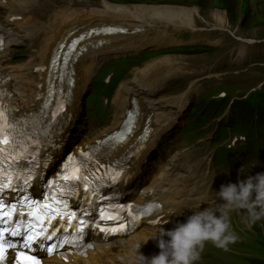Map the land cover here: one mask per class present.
<instances>
[{
	"label": "bare ground",
	"instance_id": "1",
	"mask_svg": "<svg viewBox=\"0 0 264 264\" xmlns=\"http://www.w3.org/2000/svg\"><path fill=\"white\" fill-rule=\"evenodd\" d=\"M6 1L9 10L19 15L20 13L24 14L26 8L33 2V0ZM46 1L52 5H56L58 2V0ZM112 1L114 3H109L104 0L100 6L102 7L100 10H73L71 7L66 8V11L52 15L46 23L41 22V24H46L45 26L39 25L38 23L40 21H36L32 17H21L22 19L19 22L13 24L8 23L6 19L5 26H0V33H3L7 37L3 49L0 51V70L2 69L6 74V78L9 80L8 89L12 94V102L21 112L36 111L39 108L41 102L37 101L38 80L41 77L43 80L42 83L44 84L47 74L45 71L44 73L40 72L38 75L32 76V74H29V69L33 71L37 67L46 66L53 47L58 41L63 40L69 31H81L83 29H85L84 31H88L103 23H112V25L125 29V34L123 35H102L101 32H98L99 36L93 37L90 40H84L83 45L87 48L86 53L79 57L77 62L70 67V70L74 72L73 78L75 84L72 90L73 97L69 103L68 112L73 115V118L78 116V103L81 95L86 90L87 85H89L100 63L121 55H130L146 47L169 48L182 45L181 41L174 39L176 35L182 33L198 35L200 33V29H197L196 22H194V18L197 14L196 8L167 4L161 6L139 3L126 4L125 1ZM60 2L66 3L67 0H60ZM147 2L148 0H146V3ZM216 16L220 21H223V17H221L220 13H217ZM215 24L217 25V23ZM217 27L224 28V26L221 25H217ZM221 28H216L214 31L220 30ZM26 37L40 42L35 59H40L41 64L38 66L32 63V67L24 64L9 67L3 64L7 61L10 47L17 45L19 41L22 42V39ZM98 40L103 42V44L100 47L93 48L92 43ZM196 41L197 40H192L190 43L192 44ZM246 53L247 51L241 48L238 51V59H243ZM160 59L161 58L151 61L153 63L137 71L130 83L123 81L119 84L115 97L113 98V103L116 107V116L113 118L112 123L97 135L96 138L110 133L119 126L124 119V111L131 107L132 99L137 101L138 120L135 122L136 127L130 137V143H134L136 137L141 134L143 127L142 123L146 119H148L147 124L150 131L152 130V134L150 135L149 133L150 137L146 142V147L153 146V142L156 144L157 139L164 135L165 132L170 131L171 135L176 132L174 131V124L183 116L184 108L185 111L188 110V107H186L187 101H184L185 94H181L175 98L155 100L154 96L160 89L161 81L156 80L150 83L147 82L146 78L151 73L158 72L159 69L166 73L167 76L165 78L170 77L171 73L168 67L160 64ZM235 124L238 125L239 122ZM239 126L245 127V125ZM242 135L249 137L250 133L246 131L242 132ZM169 138L171 137L165 140L168 141ZM171 139H173V137ZM163 145L165 144H160L159 146ZM147 151H149V149ZM62 152L63 149H60L56 153V157H61ZM155 157L159 161L162 159L161 150L155 154ZM144 159L145 155L141 159L133 156L129 164L135 166L139 162L138 166H140ZM134 170H136V168ZM157 172H159V175L164 174L165 178V169H157ZM133 176L137 177V179L128 182V192H126L125 196L130 201L137 200L139 202L145 196V193L139 192L141 186L137 182L139 178H141L140 175ZM168 178L171 177L169 176ZM143 179L144 178L141 180ZM189 201L191 200H188V202ZM198 201H202L201 197ZM168 204L170 205L171 212L178 211V208L173 202H168ZM151 235H153V232L135 236L133 245L124 251H121L124 247V240L116 242L118 245L117 248H113L110 245L108 252L112 254L102 258L101 264H116L113 263V260H116L117 256L119 257V264H134L137 261V256L132 253V250L136 245H142L140 251H151V256H149V258L159 254L160 249L153 244L154 242L152 240H148ZM96 259L100 261V259Z\"/></svg>",
	"mask_w": 264,
	"mask_h": 264
},
{
	"label": "rangeland",
	"instance_id": "2",
	"mask_svg": "<svg viewBox=\"0 0 264 264\" xmlns=\"http://www.w3.org/2000/svg\"><path fill=\"white\" fill-rule=\"evenodd\" d=\"M136 1H139L138 3H141V1L146 0ZM162 1H164L165 4L171 3L172 5H176L182 3L183 5H185L184 7L196 8L197 14L194 18V22H196L197 29H200V33L198 34V39H200L199 41H214V43L217 44L216 46L210 47L211 49L207 52H200L202 49L196 47L189 49V53L163 55L165 57L160 56V64L168 67V70L171 73L170 77H172L173 75L182 74L183 71H186V73L190 75L185 76L184 79L190 76H193L195 80L200 79L196 83V85H198L197 87L200 88L192 92V95L194 97L203 99L202 97L204 96L206 91L204 92V89L202 88L203 86L201 87V85H204L206 80L201 79H206L208 77L222 79L224 81V84H227V86L231 89L238 87V89L233 91L234 95H239L243 91H248L251 86H257L259 83H262L264 81V0H148V2L144 5L161 6L163 5L160 4ZM69 3L71 2H67L65 4L59 3L58 6H54L55 8L52 7V12L55 13V11H57L56 9L58 8L59 11L61 8H69L70 6H72V4ZM101 3L102 0H83L80 4L74 7L77 9H101ZM217 13H220L221 17H223V21H220L218 19V17L216 16ZM33 19L38 21L35 18ZM215 23H217L218 26H224L225 32L219 30L214 31L216 28H221L217 27ZM205 26H212V31H208L207 29H205ZM230 32L232 33V35L229 34ZM174 39L176 40V38ZM25 44V46H21L22 50L26 49L30 45V42L25 41ZM241 48L247 51L246 57H253V55H257L255 56V60L250 63H245L238 66H236L235 64L232 65L230 63L229 54L232 51H237ZM150 51L152 50H144L138 55ZM36 52H38V49ZM258 52H262V54L259 55ZM158 54L162 53L160 52ZM176 61L181 62V64H178L179 68L174 66L176 64ZM151 63L153 62L147 63L145 66ZM181 65L182 67H180ZM142 66L143 64H141L139 67L127 66L128 72L126 74L128 76L125 79H129L131 76L132 77L126 82L130 83L137 71L142 70L145 67ZM158 73H162L163 78L167 76L166 73H164V71L161 69L158 70ZM190 80L191 79H189V81ZM95 86L96 88L100 86L99 80H96ZM89 90L90 87H87L83 95L88 94ZM96 104L97 108L101 107L100 101H97ZM223 121H226V123L229 124V126L225 129L228 134L227 139L224 140L225 142L229 143L233 132L230 131L231 121L227 118H224L220 122H217V120L209 119L207 124L202 125L204 137L201 135V133H199V127L201 126V123H194L192 120H189L186 123L183 131L174 133V135L172 136L173 139H171L172 137L169 138V140H172L171 142L174 143L173 146H175V148L173 150H169L167 159L173 158L175 160L182 161L186 165L185 170L182 169V179L187 174L184 171H191L194 168H198L201 174L203 170H207L208 167H205L203 160L207 159V161L209 162L207 152L211 150V146H209L207 147V149H205L204 147L201 153L190 151L188 147H185L181 143L182 138H184L187 145H193L196 139H201L202 137L204 143L206 140L212 137L214 131L221 126ZM86 124L87 120L83 115L81 117L80 125H77L76 132L80 133L81 131H84V127L86 126ZM90 130L91 128H89L88 131ZM88 131H86V133H88ZM95 132L96 131H91L90 134L92 135ZM73 138H76V136H73ZM182 147L187 148L186 152H182ZM172 152L175 153L171 157ZM245 159L246 158L240 161V163H242L240 165H232V167L235 168H232L230 170L228 169L230 165H228L227 163L218 165L214 164L212 167L209 162V166L211 167L209 171L212 179V186L204 192V196L209 198L207 203L216 198L215 192H218L219 186L222 183H233V180L243 176H238L239 169L242 166H250L251 164H255V166L251 167L245 175L253 172L254 169L258 168L256 160ZM156 165L157 164L154 163L150 158V165L145 168L146 172L149 174L155 173L154 167ZM168 173L175 183L177 192L178 189L181 188V176L178 175L180 173L178 172V174H172L169 171ZM200 180L201 177L193 175L190 178V181L185 183V185L187 186L186 189L195 195L199 194L198 188L200 185ZM178 194L182 195V193ZM193 198L195 197L192 195L187 199V201ZM207 203L202 207L207 208ZM186 210L189 211V214L180 223L186 222L187 218L194 214L193 211L198 210V207L196 205L189 206L186 207ZM232 222L234 231L239 236L238 241L235 244L230 245L228 251L217 249L210 242L207 243L203 252L201 253V259L197 261L196 264H252V261L254 260L264 263V221L257 222L250 229L242 224L238 217L234 216ZM174 227L165 229V231L171 230ZM159 230L160 229H156L154 234L158 235ZM157 235H153V237H151L155 238ZM132 253H136L134 249L132 250ZM134 264H141V262L137 258V261Z\"/></svg>",
	"mask_w": 264,
	"mask_h": 264
},
{
	"label": "clouds",
	"instance_id": "3",
	"mask_svg": "<svg viewBox=\"0 0 264 264\" xmlns=\"http://www.w3.org/2000/svg\"><path fill=\"white\" fill-rule=\"evenodd\" d=\"M253 166H242L238 176L245 175ZM215 194L216 198L203 211L198 208L186 222L177 223L168 231L161 228L155 238L148 239L157 242L159 254L146 258L138 252L140 245L136 256L141 264H196L207 243L228 251L238 241L234 216L249 229L264 221V173L221 185Z\"/></svg>",
	"mask_w": 264,
	"mask_h": 264
},
{
	"label": "snow or ice",
	"instance_id": "4",
	"mask_svg": "<svg viewBox=\"0 0 264 264\" xmlns=\"http://www.w3.org/2000/svg\"><path fill=\"white\" fill-rule=\"evenodd\" d=\"M158 207V206H157ZM5 215V213H0V216ZM73 216L75 215L74 213L72 214ZM103 218V216H102ZM81 225H84L86 222L81 220ZM105 229L103 227H101V231H104ZM81 232H83V228H81ZM13 235H16L17 233L13 232ZM35 236H32V240H35ZM48 239H51V236L47 237ZM49 251H51V249H49ZM18 258L21 259L22 261H25L26 264H39L38 260L35 257L32 256H22L19 253L17 254ZM0 259H3V255H2V246H0Z\"/></svg>",
	"mask_w": 264,
	"mask_h": 264
},
{
	"label": "trees",
	"instance_id": "5",
	"mask_svg": "<svg viewBox=\"0 0 264 264\" xmlns=\"http://www.w3.org/2000/svg\"><path fill=\"white\" fill-rule=\"evenodd\" d=\"M252 264H264L263 262H260V261H252Z\"/></svg>",
	"mask_w": 264,
	"mask_h": 264
}]
</instances>
